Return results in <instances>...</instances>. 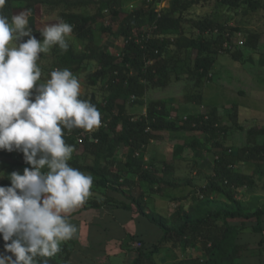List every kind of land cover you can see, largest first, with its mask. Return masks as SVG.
Here are the masks:
<instances>
[{
	"label": "rangeland",
	"instance_id": "rangeland-1",
	"mask_svg": "<svg viewBox=\"0 0 264 264\" xmlns=\"http://www.w3.org/2000/svg\"><path fill=\"white\" fill-rule=\"evenodd\" d=\"M262 1V7L255 11L249 10L242 0L238 2L239 7L224 4L220 0H202L199 4L189 7L184 11L183 36L196 38L202 34V31L194 26L196 21H214L223 27L224 33L230 34L231 39L226 40V48L232 52H240V58L234 59L229 53L217 54L207 76L198 81L192 72L196 50L177 49L171 45L157 59V63L153 61L154 64H146L148 66L152 64L151 67L155 64L158 67L163 65L170 72L168 77L160 75L158 83L149 86L144 97V105H137L132 98L126 96H121L116 100V104L124 105L126 114L135 119L147 114L149 104L163 102L167 109L168 119L178 123L189 115L206 116L215 108L218 126H226L227 129L225 133L218 132L217 134L199 129L155 132L157 137L146 146H138L134 153L135 157L142 159V169L149 168L161 178V182L157 184L149 185L141 181L136 167L127 171L120 179L118 187L121 192L107 188L98 189L93 183L90 189L91 194L86 198L88 207L83 208L82 204L73 210H82L74 217L75 222L73 223V219L70 218L71 213L66 214L69 222L76 227L73 235L74 243L81 245L76 247L79 251L76 257L84 256L86 260H89L87 263L82 262L83 264H130L140 248H151L153 242L160 240L159 228L136 212L137 208L131 201L132 196L137 197L143 193L145 209L166 217L170 225L175 223L179 212L189 211L206 198L203 188L214 176L215 160L221 150L229 147L242 148L247 145L246 130L233 126L229 116L234 103L238 105V122L244 129L250 127L264 129V0ZM172 4L173 0H123V2L94 0L89 7L74 6L70 9L72 12L90 15L98 13L99 16L95 18V22L91 23L93 33H89L88 37H80L73 31L66 39L72 46L74 54H90L92 46L101 47L103 45L108 48V51L117 55L122 51L124 44V39L117 32L127 13L150 7L157 13V16L159 13L162 16L170 13ZM103 6L104 9H100ZM21 10L25 9L15 10L13 14ZM63 11H65L63 6L51 8L37 4L32 16H28V21L31 17L33 18V35L42 40L39 32L45 25L60 21ZM177 14L178 12L174 16ZM143 21L142 25L134 28L133 34L152 36L155 26L146 20ZM106 26L109 31H103V27ZM232 27L237 29L232 30ZM217 31V27L210 28L206 34L211 35L212 32L216 34ZM238 32L242 34L241 37L236 36ZM249 34L255 36L254 45L247 43ZM173 37L168 36V38ZM238 38L244 40V45L239 46L235 43ZM23 39L26 40L27 37ZM12 44H15V41ZM230 44L231 48H229ZM65 53L66 51H62L58 46H52L47 52L41 54L37 61L42 71L40 82H45L50 78L51 71L67 68L79 79L82 96L90 97L92 93H95L100 102L107 100L108 93L101 86L93 87L89 83V74L98 69L99 63L87 60L80 62L74 59L63 61L58 67L56 63L59 62V57ZM263 138L261 136L259 140ZM81 145L74 150L71 160L77 158L76 161L82 166L94 165L97 160L92 156H85ZM132 151L131 145L116 143L115 160L123 161ZM17 156L19 153L13 157ZM102 158L98 162L104 164ZM235 169L241 173L252 174L254 163L246 162ZM82 172L89 175L88 171ZM125 178L128 182L124 181ZM263 184L264 179H257L255 187L236 189L235 197L241 200L249 211H254L264 205ZM211 197H215L219 202L225 201L221 195ZM94 200L103 205L100 208L94 207ZM116 202H124L131 207L130 209L124 208L118 206ZM86 214H89L88 217ZM259 238L260 235L255 233L251 227H246L240 234L239 242L244 248L240 264H264V249L261 253L258 248ZM142 239L146 241L144 245ZM69 240L61 244L69 248L71 245L74 246ZM202 243V239H198L196 247L188 251L184 247H171L170 243L167 246L163 245L160 253L155 255L156 263L177 264L187 254L190 257L204 258ZM3 252L4 250H0V253ZM52 257L61 261L64 260L66 254L57 253ZM70 259L69 257V261Z\"/></svg>",
	"mask_w": 264,
	"mask_h": 264
},
{
	"label": "trees",
	"instance_id": "trees-1",
	"mask_svg": "<svg viewBox=\"0 0 264 264\" xmlns=\"http://www.w3.org/2000/svg\"><path fill=\"white\" fill-rule=\"evenodd\" d=\"M94 0H7L6 5L0 13L6 15L11 22L13 12L18 9H27L30 16L35 11V6L40 4L45 7L63 6L65 11L61 13V20L73 25V31L80 37H88L89 33H93L91 23L95 22V18L99 15L84 14L72 12L71 7H89ZM202 0H173V7L170 13L158 17L157 13L149 8H140L131 11L125 15L118 28V34L124 39L123 49L120 56L108 51L106 46H92L90 54L80 53L74 54L73 48L69 45L65 54L59 57L56 63L60 67L63 61L77 59L81 61H96L99 63L98 69L89 74V83L93 87L101 86L108 93L107 100L100 102L97 100L95 93L90 97L81 96L95 104L101 113V121H105L106 126H100L93 131V135L98 137V142H92L85 138L81 145L76 140V134L79 128H74L71 132L66 131L65 141L67 144L73 145L74 150L80 145L83 148V154L94 157L97 161L94 165L82 166L78 164L75 158L68 163L81 171H88L93 177V183L98 189H111L121 192L118 187L119 181L124 174L136 167V172L141 181L154 185L161 182L154 171L149 168L142 169L143 163L141 158L135 157V149L138 146L147 145L157 136L155 132L161 130L167 131H187V130H203L205 132L217 134L225 133L227 127L218 126V116L216 109L213 108L210 113L205 115H189L180 123L175 120L168 119L166 106L163 102H154L149 104L147 114L139 118H133L127 115L124 105H117L116 100L121 96H126L137 105H144V97L147 89L153 83H158L160 75L167 76L170 72L167 67L155 64L157 59L163 55L171 45L177 49L192 48L196 50L194 59L193 74L198 81L207 76L210 67L214 63V57L219 53H229L234 59H239L241 54L237 51H230L224 47L226 40H229L222 31L223 27L214 23V21H196L194 26L202 34L196 38H187L183 36L182 25L185 21L184 11L195 4H199ZM222 3L239 7L240 0H220ZM109 2V1H107ZM123 2V0H120ZM153 2V1H152ZM243 4L249 10H257L262 7V0H242ZM108 5V3H106ZM105 5V4H104ZM246 8V9H247ZM100 9H104V6ZM178 12L177 16L174 14ZM116 13V11H114ZM146 20L155 26L154 34L136 43L134 39H129L133 35V30L143 24ZM33 18H30L29 26L32 28ZM218 28L216 34L208 35L206 31ZM33 29V28H32ZM236 30L237 28H231ZM103 31H109V28L103 27ZM40 33V32H39ZM168 36H174L168 38ZM254 35L249 34L247 43L254 45ZM95 45V44H94ZM151 60L150 66L146 62ZM168 77V76H167ZM105 86V87H104ZM118 107L117 112L115 107ZM238 105H232L230 118L232 125L240 130H246L247 145L242 148L232 147L222 149L219 156L215 160L214 176L211 181L203 188L206 198L197 203L189 211L179 212L175 223L170 225L169 220L156 214L143 206L144 194L132 196V203L136 206V212L145 217L150 223L159 228L161 238L158 242H153L151 248H140L136 256L130 264H157L155 255L160 253L163 245L171 247H184L187 251L196 247L198 239H202V247L205 252L204 258L190 257L188 254L185 258H181L177 264H240V258L244 251L243 245L239 242L240 234L246 229H251L260 235L258 240L259 251L262 253L264 249V205L249 211L245 204L235 197V190L244 187H255L257 179H264V138L260 141L259 137H264L263 128L244 129L238 122ZM120 128L118 129V126ZM116 143H124L132 146V153L123 161H116L114 150ZM16 153L19 156L14 158ZM103 157V158H102ZM100 158L105 162H98ZM110 159V160H109ZM246 162L254 163V171L252 174H245L237 171L235 168ZM0 186H9L11 172L18 171L23 174L25 167H30L24 159L23 153L19 151L9 152L0 150ZM43 171H47L45 168ZM257 177V178H256ZM124 181L128 182L125 178ZM131 183V182H129ZM264 187V184H263ZM213 195H221L224 202H219ZM211 197V198H210ZM112 199V198H111ZM113 201H115L113 199ZM86 200L83 208L88 207ZM118 206L129 208L124 202H116ZM96 208H100L103 204L97 200L93 201ZM254 223V224H253ZM143 245L146 241L142 239ZM2 237H0V250H4ZM60 252L65 253L66 257L61 261L53 257H37L36 264H42L44 259L48 260V264H76L69 261V249L60 244ZM186 251V252H187Z\"/></svg>",
	"mask_w": 264,
	"mask_h": 264
},
{
	"label": "clouds",
	"instance_id": "clouds-1",
	"mask_svg": "<svg viewBox=\"0 0 264 264\" xmlns=\"http://www.w3.org/2000/svg\"><path fill=\"white\" fill-rule=\"evenodd\" d=\"M6 3L0 0V10ZM29 15L21 10L10 22L0 13V150L22 152L30 165L23 174L11 172L10 185L0 186V264H36L37 257L56 255L61 242L73 237L76 227L66 214L90 196L93 177L68 163L74 146L66 143L65 130L101 126L100 111L81 98V83L71 70L55 69L40 82L41 54L52 46L67 51L73 25L47 24L41 40L33 35Z\"/></svg>",
	"mask_w": 264,
	"mask_h": 264
},
{
	"label": "built area",
	"instance_id": "built-area-1",
	"mask_svg": "<svg viewBox=\"0 0 264 264\" xmlns=\"http://www.w3.org/2000/svg\"><path fill=\"white\" fill-rule=\"evenodd\" d=\"M148 1H150V0H148ZM158 6H159V5H158ZM158 16L160 17V13L158 14ZM225 36H226V37H229V39H231L229 33H225ZM236 36L241 37L242 34H241L240 32H238V33L236 34ZM148 37H150V36H145V34H141V35H139V36H136L135 34H133L132 36L129 37V39H134V41H135L136 43H141L143 40H146ZM235 43L238 44L239 46H242V45H244V40L241 39V38H240V39L238 38L237 42H235ZM224 47L226 48V42L224 43ZM229 48H231V44L229 45ZM117 55L120 56V54H117ZM147 63H152V61L149 60V61L146 62V64H147ZM131 98H132V100H134V99H135V96L132 95ZM104 125H105V123H104L103 121H101V126H104ZM93 131H94V130H92V131H87V130L79 131V132L76 134V140H77V142H78L79 144H83L85 138H88L90 141L97 143V142H98V137H95V136L93 135ZM143 146H144V145H143ZM136 155H138V153H136Z\"/></svg>",
	"mask_w": 264,
	"mask_h": 264
},
{
	"label": "crops",
	"instance_id": "crops-1",
	"mask_svg": "<svg viewBox=\"0 0 264 264\" xmlns=\"http://www.w3.org/2000/svg\"><path fill=\"white\" fill-rule=\"evenodd\" d=\"M81 211H82V210L79 209V210H77V211H73V212H71V214H70V218L73 219V220H72L73 223L75 222L74 217H76ZM87 213H88V212H87ZM86 215H87L86 217H88L89 214H86ZM86 217H85V218H86ZM77 221H78V220H77ZM79 224H80V222H79ZM72 239H73V240H72ZM72 239L69 240V241H70V242L72 241L71 243H72L74 246L71 245L70 248L66 246V247L69 249V252H70V253H69V254H70V258H71L70 261L73 262V263H76V264H83L82 262H86V263H87V261H89V260H86V257H84V256L81 257V258H80V257H76V255H79V251L76 249V247L79 246L80 244H78V243H74V240H75L74 237H73ZM71 243H70V244H71ZM80 246H81V245H80ZM76 250H77V251H76Z\"/></svg>",
	"mask_w": 264,
	"mask_h": 264
}]
</instances>
